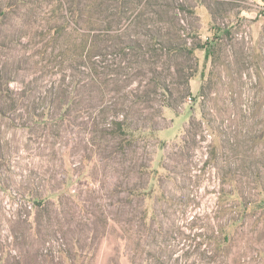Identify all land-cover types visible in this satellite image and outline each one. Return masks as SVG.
I'll list each match as a JSON object with an SVG mask.
<instances>
[{
  "label": "rangeland",
  "instance_id": "rangeland-1",
  "mask_svg": "<svg viewBox=\"0 0 264 264\" xmlns=\"http://www.w3.org/2000/svg\"><path fill=\"white\" fill-rule=\"evenodd\" d=\"M127 1L0 0V264H264V0Z\"/></svg>",
  "mask_w": 264,
  "mask_h": 264
},
{
  "label": "trees",
  "instance_id": "trees-1",
  "mask_svg": "<svg viewBox=\"0 0 264 264\" xmlns=\"http://www.w3.org/2000/svg\"><path fill=\"white\" fill-rule=\"evenodd\" d=\"M21 3L24 2H32V3H37L38 0H18ZM118 1L121 5L118 6L116 13L114 12V14H116L119 17V20L124 17L126 15V7H124V5L129 2L127 0H116ZM131 1V0H130ZM137 1V7H136V12H132L134 15V21L138 22L135 24H138L139 27L142 29L141 31L146 32V34L149 36L150 35V40L152 42H154L153 44V48L158 47L157 49H161L163 50V54L166 55V59L168 60H172L175 57H182L184 59H186L188 62L191 63V61L193 60V54L195 52V50L197 49H205L207 56L210 55L211 53V49L214 47V41L209 42H201V41H197L194 42L193 41H189L187 40V38L183 37V33L181 32V28H175L174 26L167 24L165 26H163L162 24H160V19H163V16L161 17H157L156 20H152V18L147 16L148 13V7L152 6L155 2L156 6L158 8H154V11H157V13L162 14L167 12V6L166 4H161V2H159V0H134ZM101 4H103V0L101 2ZM184 4H179L178 6V10L181 8V6H183ZM5 8V7H4ZM4 8L0 9V15L5 16L6 13L3 11ZM184 8V7H182ZM191 11L193 12V8H191ZM163 15V14H162ZM140 19H142L140 21ZM165 20L167 22H171V19L165 18ZM57 30V29H56ZM109 30L111 31V28H109ZM231 30L228 29H224L222 30V34L224 33H230ZM142 32V33H144ZM129 36V35H128ZM132 42H134L133 39H131ZM129 43L126 44L123 48H122V53L127 54L128 53V49L130 50L131 48L135 49L137 47H141V45L136 44L134 42L133 43ZM186 70V78H185V82L188 84L189 80L191 78H193V75L195 74L193 71V64H187V66L185 67ZM153 72L156 73L157 71L155 70V68L153 69ZM160 76V75H158ZM155 76V77H158ZM152 77V81L149 84H152L154 82V91H157L156 89H160L161 91H163L164 94L166 95H170L171 94V88L170 86L166 83L165 80H162L161 78H155ZM149 92H151V90H149L148 92H145L146 95H150ZM167 106H170V104H167ZM115 129V132H119L118 134H122V135H128V133H132L134 131H138V128L132 126L130 124V122H128V120H126L125 118L121 119V120H115L113 121Z\"/></svg>",
  "mask_w": 264,
  "mask_h": 264
},
{
  "label": "built area",
  "instance_id": "built-area-1",
  "mask_svg": "<svg viewBox=\"0 0 264 264\" xmlns=\"http://www.w3.org/2000/svg\"><path fill=\"white\" fill-rule=\"evenodd\" d=\"M262 13H264V5H263V8H262Z\"/></svg>",
  "mask_w": 264,
  "mask_h": 264
}]
</instances>
